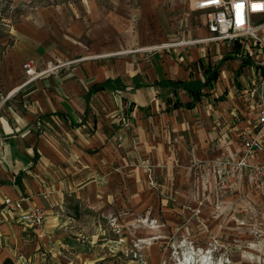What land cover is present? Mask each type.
Instances as JSON below:
<instances>
[{"label":"crops","instance_id":"0c3cea01","mask_svg":"<svg viewBox=\"0 0 264 264\" xmlns=\"http://www.w3.org/2000/svg\"><path fill=\"white\" fill-rule=\"evenodd\" d=\"M62 7L29 13L0 38L2 45L12 40L0 54V264L113 263L109 254L95 255L99 219L167 210L169 188L176 200L181 195L180 169L194 214H264V193L245 180L213 189L215 161L238 153L240 138L255 131L256 102L264 99V26L260 42L145 47L121 17L95 2ZM208 36L205 27L201 38ZM225 55L231 57L222 62ZM74 58L82 60L23 84L25 61L41 69ZM215 66V80L193 107L185 89L167 85L202 80ZM107 79L118 84L88 93ZM5 198L17 201L18 211H2ZM36 206L45 211L42 226L19 221V211Z\"/></svg>","mask_w":264,"mask_h":264},{"label":"rangeland","instance_id":"374dc122","mask_svg":"<svg viewBox=\"0 0 264 264\" xmlns=\"http://www.w3.org/2000/svg\"><path fill=\"white\" fill-rule=\"evenodd\" d=\"M87 1L121 17V25L129 26L128 32L145 47L202 39L205 30L204 12L193 10L190 0H0V38L12 34L29 13L38 15L51 6L65 10L62 6ZM11 42L9 38L5 45L0 44V54ZM179 171L181 195L176 200L169 188L172 199L167 210L160 206L126 218H100L93 237L95 255L109 254L115 260L111 264H264V214L244 212L240 219L230 214L215 220L205 208L194 214L187 198L191 186L187 171ZM87 219L97 220L91 214ZM221 226L233 227L222 230Z\"/></svg>","mask_w":264,"mask_h":264},{"label":"built area","instance_id":"2783aa9c","mask_svg":"<svg viewBox=\"0 0 264 264\" xmlns=\"http://www.w3.org/2000/svg\"><path fill=\"white\" fill-rule=\"evenodd\" d=\"M194 10L205 15V27L210 33L205 39L182 41L189 43L200 40H233L251 38L260 42L259 28L264 21L257 23L255 16L264 14V0H190ZM181 42L166 43L159 46H171ZM146 49V48H144ZM82 58L64 61H48L38 69L31 60L23 63V72L27 84L37 78L77 63ZM257 114L254 121V133L240 138V151L232 156H223L215 161L216 177L213 189L221 192L228 186H238L245 180L257 192L264 193V99L256 102ZM120 137V136H119ZM18 202L5 198L1 210L18 211ZM20 222L33 228L42 226L45 211L42 207H28L17 213Z\"/></svg>","mask_w":264,"mask_h":264},{"label":"trees","instance_id":"16d2710c","mask_svg":"<svg viewBox=\"0 0 264 264\" xmlns=\"http://www.w3.org/2000/svg\"><path fill=\"white\" fill-rule=\"evenodd\" d=\"M229 57H231V56L225 55L221 59V61L223 62L224 60L228 59ZM244 61L246 63L250 62L249 59H245ZM217 71H218V66L207 67L205 70L204 78L202 80L201 79H195V80H190V81L177 80V81H170L167 83V85H171L173 87H181V88L185 89L193 97V100L186 103V106L187 107H193L194 101H195V99L198 98V95L200 94L202 89L206 86L212 85V82L215 80V77L217 75ZM112 83L118 84V80L117 79H107L106 81H104L102 83L95 84L89 89L88 93L90 94V93L97 91L99 89H103ZM177 105H178V103L175 104V106H177ZM4 263L7 264L8 261H5Z\"/></svg>","mask_w":264,"mask_h":264},{"label":"bare ground","instance_id":"6f19581e","mask_svg":"<svg viewBox=\"0 0 264 264\" xmlns=\"http://www.w3.org/2000/svg\"><path fill=\"white\" fill-rule=\"evenodd\" d=\"M115 54V53H114ZM18 89V88H17Z\"/></svg>","mask_w":264,"mask_h":264}]
</instances>
